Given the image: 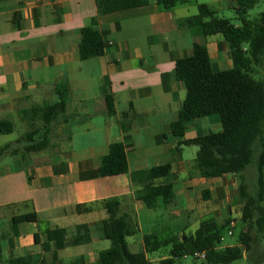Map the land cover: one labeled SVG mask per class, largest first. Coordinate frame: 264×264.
I'll return each mask as SVG.
<instances>
[{"label":"crops","instance_id":"obj_1","mask_svg":"<svg viewBox=\"0 0 264 264\" xmlns=\"http://www.w3.org/2000/svg\"><path fill=\"white\" fill-rule=\"evenodd\" d=\"M199 5H205L218 18L231 12L236 19L235 0H191L168 11L159 9L152 0L142 8L106 15H98L95 0H0V120L11 121L14 132L19 131L17 125L26 124L23 111L55 103L54 88L62 81L69 90L66 114L53 125L48 147L30 155L26 162L19 157L4 160L8 165L0 173V220L6 221L7 229L0 232L5 243L0 244V257L5 250L10 258L23 253L25 239L30 244L32 238L37 249L25 257H31V264L42 263L44 253L35 252L44 241L38 226L30 224L35 230L25 237L21 228L27 224L19 226L18 236L11 230L13 217L30 213L40 223L53 226L48 229L64 230L67 241L75 237L77 227L86 226L90 241L84 245L94 247L103 240L97 225L107 219L105 203L116 200L118 215L127 217L138 230L135 213L148 209L136 199L141 185L131 179V174L166 164L171 166L174 197L168 203L160 199L155 209L148 210L152 225L146 235L161 240L175 236L171 233L176 231L189 236L209 214L211 204L220 208L238 205L236 199L228 202L237 178L224 175L205 180L189 171L193 165L183 163L182 147L178 152V141L170 132L185 95L183 82L174 74L175 63L189 57L197 44L206 47L214 71L232 68L220 35L204 37L199 27L186 24L188 18L198 14ZM16 13L21 16L20 29L13 24ZM84 27L107 32L109 47L103 56L79 60L80 30ZM108 96L113 100V116L107 113ZM130 107L137 117L123 132L120 114ZM211 129L220 132L218 116L188 121L184 139L214 134ZM12 134L0 136V147L15 142H8ZM113 143L124 146L128 173L99 178L101 159ZM161 184V179L153 183ZM178 198L181 205H177ZM78 206L88 212L78 214ZM20 208L26 211L19 213ZM189 215L196 216L193 233L185 223ZM175 221L181 222L176 225ZM36 233L39 244L35 243ZM134 247L143 253L142 239ZM62 251L55 264H71L78 258L91 264L89 259L96 262L100 253L91 250L71 259L61 257Z\"/></svg>","mask_w":264,"mask_h":264},{"label":"trees","instance_id":"obj_2","mask_svg":"<svg viewBox=\"0 0 264 264\" xmlns=\"http://www.w3.org/2000/svg\"><path fill=\"white\" fill-rule=\"evenodd\" d=\"M152 0H95L98 15L112 14L130 9L142 8ZM191 0H155L159 9L168 11L177 5ZM259 0H235L236 19L218 18L205 5L198 6V14L186 20L189 27L200 28L204 37L220 35L228 49V59L232 68L227 71L213 70L207 49L195 44L191 55L175 63L176 79L183 82L185 95L178 118L170 125L172 137L178 141L177 151L181 147L195 146L197 152L193 170L205 180H216L224 175H232L239 181L237 194L242 205L240 222L244 227L239 233L235 246L220 248L224 233L228 234L231 224L226 219L223 224L213 221L200 223L192 235L171 236L158 239L156 235L142 238L143 253L129 252L126 239L135 234V229L125 216H119V203L116 200L105 203L107 219L97 225L103 240L110 243L108 249L98 254L95 264H150L147 254L162 248H168V256L159 264H235L249 254L259 241L264 239V12L255 19L248 18ZM13 24L21 28V16H13ZM109 47L107 32H97L90 27L80 30L78 58L86 61L103 56ZM254 76H260L255 80ZM57 101L52 104L34 106L22 112L29 131L12 144L0 147V164L8 158L25 161L28 155L44 151L50 140L51 129L59 118L66 114L69 90L65 81L54 88ZM107 113L115 114L113 100L105 98ZM210 116H218L221 130L218 133L204 135L193 140L184 139V125L188 121ZM137 115L131 109L120 114V127L123 132L130 129L131 120ZM14 124L9 120H0V136L14 132ZM253 169L254 189L250 192L244 174ZM128 173L125 148L121 143L109 146V152L101 159L97 171L99 178H109ZM171 166L152 168L131 174V179L141 185L136 199L148 209H155L158 200L168 203L174 197L171 183ZM163 184L154 186L156 180ZM208 192L203 197L206 198ZM77 207V213H87L88 209ZM22 224L41 223L34 213L15 216L11 219V230L18 236ZM35 243L39 244L37 233ZM90 241L86 226L76 228V235L67 241L66 233L59 228L47 229L42 252L51 254L50 264H55L57 255L68 246H79ZM203 254L199 260L193 256ZM1 254V249H0ZM184 257L191 258L185 260ZM186 261H188L186 263ZM31 257L10 258L7 264H31ZM71 264H85L82 258Z\"/></svg>","mask_w":264,"mask_h":264},{"label":"rangeland","instance_id":"obj_3","mask_svg":"<svg viewBox=\"0 0 264 264\" xmlns=\"http://www.w3.org/2000/svg\"><path fill=\"white\" fill-rule=\"evenodd\" d=\"M199 2H203V0H198ZM264 12V0H259V2L256 4V6L249 11V18L250 19H255L259 16L260 13ZM220 18H224L227 20H231L232 22L235 23V21H233V17L234 15L231 12L225 13L222 16H219ZM260 76H254L255 80H259ZM19 128L17 127V130L19 131H15L11 136H9L8 142H14L17 141L24 133H26L27 131H29V128L26 124L24 123H19ZM208 132V131H207ZM210 133H215L216 131L214 129H211L209 131ZM197 147L195 146H189V147H182V152H181V160L183 161L184 164L191 166L193 165L194 159H195V155L197 152ZM30 155L26 156L25 158V162L27 161V159L29 158ZM8 165V163L6 161H3L1 163L0 166V173L3 172V170L5 169V167ZM192 172L197 173L195 170H193V168H191ZM245 177V182L250 190V192H253L254 189V182H255V175H254V171L253 169H250L249 171H247L244 174ZM234 179V178H232ZM212 182V181H211ZM236 185L235 186V180H232V183L234 184V186H232V190H230L229 194H228V202L230 203V201L232 199H236L238 201V205L236 206V204H232L231 207H226L225 205L223 207H214L213 204H211L210 206V211L209 214L207 216H205L203 218V220L201 221V223L204 222H210L213 221L217 224H223V222L226 219H229L230 222L233 223V226L228 227L227 231L231 232V236H228L227 232L224 233V240L220 246V248H225V247H230V246H235L238 243V236L239 233L243 231L244 227L241 225L240 222V218H241V213H242V205L238 200V194H237V188H238V184L239 181L236 180ZM181 198L177 199V205H181ZM199 202V204H204L202 200H198L197 203ZM26 209L24 208H20L19 209V213L25 212ZM232 211V212H231ZM163 213H165V211H162ZM161 212V213H162ZM151 212L148 210H143V212H136L135 213V217H134V222L137 224L138 226V230L136 229L135 234L132 237H129L126 239V244H127V248L129 250V252L131 253H138V249H136L134 247V243H138L141 242V239L144 235L149 234L150 232V227H151V223L148 221V216H151ZM152 217V216H151ZM196 216L195 215H189L185 221V223H189L191 226V229H189V231L191 233H193L194 228L192 227V225L196 222ZM176 225L181 221H175ZM197 225V224H196ZM53 226L50 225V227L48 225H45L43 223H41L38 228H37V232L40 234L44 235V232L48 229V228H52ZM158 227H156V229L152 228L151 232H155L157 230ZM180 229V227H178ZM7 229V223L6 221L0 220V232L4 233L6 232ZM35 230L33 225L27 224V225H23L21 228V234L22 236H27V234L31 231ZM188 231V232H189ZM172 235L176 236H180L181 234L176 233V231H173L171 233ZM169 234V235H171ZM40 235V239L44 240V236ZM166 236V235H161ZM27 238L25 239L26 242V247L25 250L23 251V253H14L12 255V258H19V257H25L28 254H31V251L33 249H37L36 246H33V241L32 238H30V244L26 241ZM0 244H5L4 243V239H0ZM110 243L106 240H102L100 241L98 244H96L94 247L89 246V245H81L78 247H67L64 249V251H62L60 253L61 257H68L71 259L76 258L77 256H84L87 252H91V250L96 253H99L107 248H109ZM254 248L253 250L249 253L246 254L244 256V258L241 261L236 262L235 264H264V239H262L261 241H259L256 245H253ZM168 248H162L159 251L152 253V254H147V258L148 260L152 263V264H159L161 259L166 258L168 256ZM38 253H41V249L38 251H35ZM9 253L5 250L2 254V256L0 257V264H7V261L9 259ZM50 259H51V254H45L43 256V260L41 264H49L50 263ZM95 261H91L89 259V263L91 264H95L97 262L94 263ZM188 261H186L187 263ZM65 264H69V263H65Z\"/></svg>","mask_w":264,"mask_h":264},{"label":"built area","instance_id":"obj_4","mask_svg":"<svg viewBox=\"0 0 264 264\" xmlns=\"http://www.w3.org/2000/svg\"><path fill=\"white\" fill-rule=\"evenodd\" d=\"M230 226H233V223L230 224ZM228 236H231V232H228ZM193 258H196V259H199V260H203L204 259V255L203 254H198L196 253ZM185 260H190L191 258H187V257H184Z\"/></svg>","mask_w":264,"mask_h":264}]
</instances>
